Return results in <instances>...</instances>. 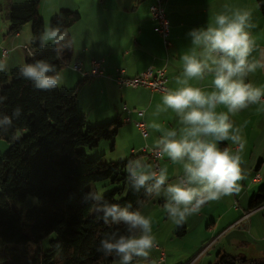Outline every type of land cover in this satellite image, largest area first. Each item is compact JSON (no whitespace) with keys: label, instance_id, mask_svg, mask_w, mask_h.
Segmentation results:
<instances>
[{"label":"crops","instance_id":"crops-1","mask_svg":"<svg viewBox=\"0 0 264 264\" xmlns=\"http://www.w3.org/2000/svg\"><path fill=\"white\" fill-rule=\"evenodd\" d=\"M25 1L31 0H0V75L24 66L34 53L31 25L11 32L8 21L10 9ZM151 3H87L72 27L78 39L72 42L70 35L62 37L72 50L60 71L61 89L72 91L82 82L78 113L91 124L118 119L117 135L135 139L141 133L136 123L143 121L148 134L142 135L144 141L138 148L162 150L157 178H166L167 165L186 167V173L177 172L187 178L188 186L176 184L173 197L178 201L170 204L175 212L194 211L200 204L198 220L209 216L207 227L217 233L212 241V248L219 247L217 254L260 259L264 256V205L249 210L248 202L264 182V15L257 0H167L171 44L166 47L156 31ZM40 14L46 19L45 12ZM241 38L243 44L238 43ZM44 43L50 46L45 37ZM215 49H224L225 56L218 57ZM92 59L103 60L105 76L87 77L73 68L80 62L83 71L89 72ZM119 68L130 77L149 68H165L168 91L119 86L112 79ZM227 69L230 73L225 75ZM136 152L133 147L131 153ZM216 180L227 181L230 188H220ZM208 186L212 188L210 193L204 191L208 199L201 200L197 191ZM223 200L218 211L210 209L211 203ZM180 223L185 225L186 220ZM173 229L171 237L187 234V230L179 234ZM155 235L159 237L156 231L150 234L152 240ZM210 245L187 264H204ZM165 255L153 263L164 264Z\"/></svg>","mask_w":264,"mask_h":264},{"label":"trees","instance_id":"trees-1","mask_svg":"<svg viewBox=\"0 0 264 264\" xmlns=\"http://www.w3.org/2000/svg\"><path fill=\"white\" fill-rule=\"evenodd\" d=\"M41 1L13 6L8 13L11 32L31 23L34 53L21 68L0 75V138L11 143L0 162V264H111L121 258L132 264L139 257L126 249L139 232L134 218L161 180L136 177L129 167L134 153L118 163L88 159L83 148L114 142L121 122L91 124L77 109L82 82L72 91L56 86L55 76L72 50L62 37L80 13L57 14L49 25L56 42L45 46ZM257 3L264 15V0ZM105 180L122 182L126 194L121 196L123 188L113 190L93 211L95 191L89 184ZM263 205L264 182L248 209ZM51 235L47 249L29 253L31 244ZM209 264H264V256L252 260L220 251Z\"/></svg>","mask_w":264,"mask_h":264},{"label":"rangeland","instance_id":"rangeland-1","mask_svg":"<svg viewBox=\"0 0 264 264\" xmlns=\"http://www.w3.org/2000/svg\"><path fill=\"white\" fill-rule=\"evenodd\" d=\"M20 1L21 0H19V2ZM91 1L92 0H63V3L61 4V2L57 0H42L39 5V12H45L47 16L46 19L42 17L47 26L44 36L46 42L48 41L50 46H53L56 42V38L50 34L49 25L57 14H59L62 10H71L81 13L86 9L87 3H90ZM25 2L19 3L20 5L18 6L28 5L32 2V0ZM55 11L56 13H54ZM27 24L31 25V23ZM74 31L75 30L71 28L68 33V35L71 36L69 38L72 39V42L73 40L78 39V36L76 37ZM62 75L63 72H59L55 76V84L60 90H64L61 89L63 88ZM25 133V131L19 132L17 137H21ZM143 141L144 138L141 133H138L136 138L132 140L122 134H119L116 136L114 142L111 141V144L106 140H102L95 148H83L89 160L100 159L105 163H118L131 160L133 154L131 153V150L134 147L137 152L133 154V161L130 163L129 167L133 168L132 172L135 176L147 182L152 180H161L151 195L149 202L140 208L139 213L134 218L135 221L140 222L139 232L128 241L126 248L129 253H139L138 259L132 264H157V262L153 263V259H158L163 253L166 254V261L164 264H187L210 243L211 245L205 250V252L207 250L208 252L204 257L208 258L205 260L204 264L214 262L217 251H219V247H216V249L212 248V245L215 243H212V241L217 233L215 231H210L207 227L209 216L206 218L201 217V219L198 220L197 215L200 211H202L200 208L201 205H198L199 209L197 210L190 212L188 210H186L187 212L183 210V212L181 211L177 213L174 210L176 208L173 205H170L171 202L173 203L178 201L177 198L173 197L178 190V185L176 184L179 183L177 179V176L179 175H177V172H181V174L186 173V167L183 164L177 165L178 163H175L172 166L167 165L169 169L166 178H157L153 175V170L155 168L154 161H152L153 159L151 158L149 159L148 156L150 155L149 153L151 148H147L145 151L138 148L139 144H142ZM10 146V142L0 138V162L10 149ZM158 161L161 165V160L159 159ZM179 169L180 171H178ZM217 181L218 180H216V182ZM258 187L260 186H257V191ZM89 188L95 191V206H93L92 209L95 211L99 200L104 195L118 188L122 189L123 184L122 182L105 180L90 183ZM211 189L212 188L210 186H208V188L199 189L197 193L199 194L200 199H208V197L204 195V191L206 190L210 193ZM126 191V188H123L122 197L126 194ZM213 197H216V195ZM31 200H33V198H29L28 201L30 202ZM217 200L220 199L217 198ZM223 202L224 200L220 202H213L209 205V207L212 211H218L223 205ZM193 203L197 204L194 200ZM156 205H161L163 209H158ZM184 208L188 209L189 205H185ZM183 218L186 220V226L184 223H180L183 221ZM173 228H176V232L187 230V234L180 236L175 233V235L171 237L169 234ZM154 231L158 232L159 237L157 238V235H155L156 239L152 240L150 234H154ZM51 238H54V235L44 238L38 245L31 244L28 247L29 253L33 255L37 249H47ZM155 244L160 247L158 249L155 248ZM111 264H127V261L126 259L121 258L113 261Z\"/></svg>","mask_w":264,"mask_h":264},{"label":"built area","instance_id":"built-area-1","mask_svg":"<svg viewBox=\"0 0 264 264\" xmlns=\"http://www.w3.org/2000/svg\"><path fill=\"white\" fill-rule=\"evenodd\" d=\"M167 0H152V3L150 4L149 10L151 13V16L153 20L157 23L156 25V31L157 33L162 37L164 44L166 47H168L171 42L169 39L170 35V21L167 17V13L165 10V3ZM245 42L244 38H241L238 40L239 44H243ZM214 53L220 57L223 58L226 54L224 49H215ZM6 56V51H3V57ZM74 69L77 71L83 72L84 76H105L106 75V68L104 66L103 60L101 59H92L91 60V70L89 72H84L82 63H76L74 64ZM230 73V70L227 69L225 71V75H228ZM112 79L119 85V86H128L137 88L140 86L148 87L154 91H160V92H167L168 91V85H167V73L165 68L161 69H152L149 68L140 74L136 76H127L125 74V70L122 68L117 69V74L112 77ZM140 114L142 115V111H140ZM128 121V120H126ZM137 127L140 129L143 136H147L148 131L146 128V125L143 121H138L136 123ZM150 154L153 157L154 161V170L153 175L158 176L160 172V164L159 159L162 156V150L160 148H151ZM260 177H255V181L258 180ZM178 181H180L181 185L185 189L188 186L187 178L183 175H179L177 177ZM218 186L222 189H229L230 184L225 180H218L217 182ZM174 205L176 203H173Z\"/></svg>","mask_w":264,"mask_h":264}]
</instances>
